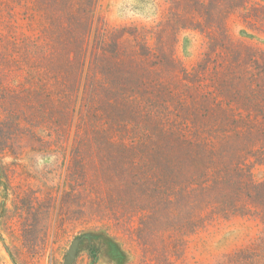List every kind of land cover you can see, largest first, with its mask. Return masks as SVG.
Here are the masks:
<instances>
[{
    "label": "trees",
    "instance_id": "1",
    "mask_svg": "<svg viewBox=\"0 0 264 264\" xmlns=\"http://www.w3.org/2000/svg\"><path fill=\"white\" fill-rule=\"evenodd\" d=\"M103 2L0 0L10 136L68 149L95 192L128 194L169 232L194 233L235 201L246 209L251 173L232 133L242 151L264 136V48L231 21L264 36V0H147L154 17L125 24H110ZM184 32L202 39L190 69L177 54Z\"/></svg>",
    "mask_w": 264,
    "mask_h": 264
},
{
    "label": "rangeland",
    "instance_id": "2",
    "mask_svg": "<svg viewBox=\"0 0 264 264\" xmlns=\"http://www.w3.org/2000/svg\"><path fill=\"white\" fill-rule=\"evenodd\" d=\"M103 12L110 24L154 17L147 0H104ZM0 17L8 19L3 6ZM231 30L264 48V36L243 32L237 21ZM201 50L197 33L179 36L177 54L188 69ZM2 86L10 90V74H0ZM247 138L249 148L242 151L243 137L232 133L235 154L246 157L251 173L246 209L235 201L236 213H218L194 233L169 232L154 224L151 213L138 212V201L130 208L128 194L111 200L106 190L95 192L90 177L68 167V149L41 151L25 131L10 136V92L1 91L0 264H64L73 244L72 264H264V136ZM232 192H238L236 184Z\"/></svg>",
    "mask_w": 264,
    "mask_h": 264
},
{
    "label": "water",
    "instance_id": "3",
    "mask_svg": "<svg viewBox=\"0 0 264 264\" xmlns=\"http://www.w3.org/2000/svg\"><path fill=\"white\" fill-rule=\"evenodd\" d=\"M76 252V244H73L71 248L69 249L68 255L64 261V264H72V261L74 259V255Z\"/></svg>",
    "mask_w": 264,
    "mask_h": 264
}]
</instances>
